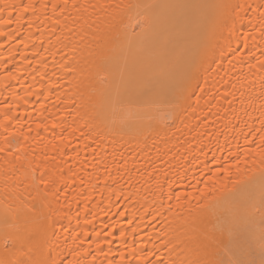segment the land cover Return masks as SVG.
<instances>
[{
  "label": "bare ground",
  "instance_id": "obj_1",
  "mask_svg": "<svg viewBox=\"0 0 264 264\" xmlns=\"http://www.w3.org/2000/svg\"><path fill=\"white\" fill-rule=\"evenodd\" d=\"M5 4L0 264H262L264 0Z\"/></svg>",
  "mask_w": 264,
  "mask_h": 264
},
{
  "label": "snow or ice",
  "instance_id": "obj_2",
  "mask_svg": "<svg viewBox=\"0 0 264 264\" xmlns=\"http://www.w3.org/2000/svg\"><path fill=\"white\" fill-rule=\"evenodd\" d=\"M14 7H16V6L15 5L5 4L2 8H0V12H3V11H5L8 8H14ZM21 11H27V8L26 7H22ZM10 22H12L11 19L5 21V23H10ZM262 264H264V262H262Z\"/></svg>",
  "mask_w": 264,
  "mask_h": 264
}]
</instances>
